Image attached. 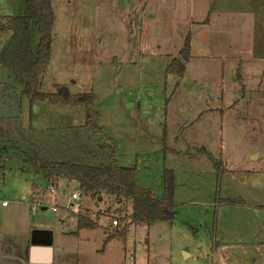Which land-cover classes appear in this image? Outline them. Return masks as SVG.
<instances>
[{
	"label": "rangeland",
	"instance_id": "1",
	"mask_svg": "<svg viewBox=\"0 0 264 264\" xmlns=\"http://www.w3.org/2000/svg\"><path fill=\"white\" fill-rule=\"evenodd\" d=\"M26 1L0 0V15L24 13ZM89 1L75 0L81 8H77L72 21V9L68 8L71 0H55L58 21L53 32V60L40 91L51 94L56 85L67 84L73 94L93 92L101 133L87 130L84 108L56 106L48 101L32 105L23 95V86L0 66V253L8 250L23 254L37 230L54 235V246L65 232L77 230V214L67 209L77 184L60 179L56 181L57 194L48 192L50 185L44 173L25 163L34 157L35 147L51 161L98 166L109 163L116 143L118 164L134 168L138 184L157 197L162 195L165 170L174 173V221L133 225L125 242L119 241L121 247L108 255L92 251L91 245H82L81 259L88 251L96 264H234L225 262L219 251L215 254V243L221 240L215 201L218 196L264 201V158L255 163L237 162L243 164L239 171H224L218 177L213 162L218 157L216 144L208 143L212 138L197 143L189 140L183 129L185 113L172 108L182 105L185 97L177 91L178 78L166 73L167 56L139 54L140 32L135 15L131 16L134 26L130 31L120 29L126 24L122 0H98L93 9ZM61 5L67 11L59 15ZM103 5H108L109 10L104 11ZM64 21L78 22L82 27L60 32ZM97 35L103 43L93 49ZM10 36L0 33V52ZM31 37L36 50L40 34L34 26ZM8 87L13 88L11 93ZM33 186L46 195L33 200ZM2 203L10 208L3 209ZM33 204L40 205L36 215L31 212ZM43 206L56 207L58 211L43 210ZM130 209V204H118L106 193L96 198L84 196L81 212L98 225L81 230L82 239H96L93 248L99 247L100 240H106L113 229L112 221L120 222ZM75 243L78 242L67 246L69 250L75 252ZM67 256L70 261L74 257L69 253Z\"/></svg>",
	"mask_w": 264,
	"mask_h": 264
},
{
	"label": "crops",
	"instance_id": "2",
	"mask_svg": "<svg viewBox=\"0 0 264 264\" xmlns=\"http://www.w3.org/2000/svg\"><path fill=\"white\" fill-rule=\"evenodd\" d=\"M104 1L108 3L109 0ZM122 2L126 24L120 29L130 31L134 26L131 16L135 15V26H139L140 32L138 51L142 57L165 55L169 60L167 66L173 59L182 61L185 40L190 38V59L183 60L186 72L177 90L179 94L183 93L184 102L172 106L175 112L185 113L183 129H186L187 138L195 143L212 138L208 143L216 144L218 154L213 159L222 160L228 172L241 169L243 164L237 162L261 161L264 158V0ZM90 4L93 9L98 0H91ZM70 7V20L73 21L81 4L71 0ZM103 10H109L108 5H103ZM64 11H67L65 5L59 6V15ZM72 21L62 22L60 32L82 27ZM102 26L107 28L104 24ZM94 37L93 49L103 43L99 35ZM167 117H171L169 112ZM202 149L208 152L204 147ZM33 192V200L46 195L35 186ZM239 198L245 201V205H214L218 210L221 235V240L215 243V254L219 251L228 263L264 264V201L248 202ZM2 208L7 210L10 206ZM45 236V242L37 241ZM54 239V235L49 238L48 233L37 230L23 254L6 250L0 253V264H80V260L82 264H96L93 254L87 255L88 251L81 259L80 246L91 248V245L92 251L108 255L114 253L116 247H121L118 243L123 241L119 238L107 242L100 240L99 247L93 248L96 239L83 240L78 228L65 232L56 246L53 245ZM76 241L75 252L69 250L67 246ZM33 247L40 250L36 263L31 260ZM67 253L77 259L73 257L70 261Z\"/></svg>",
	"mask_w": 264,
	"mask_h": 264
},
{
	"label": "trees",
	"instance_id": "3",
	"mask_svg": "<svg viewBox=\"0 0 264 264\" xmlns=\"http://www.w3.org/2000/svg\"><path fill=\"white\" fill-rule=\"evenodd\" d=\"M55 0H27L26 10L17 16L0 15V33H10L8 43L0 52V66L3 67L23 86V95L29 98L31 104L48 101L53 105H65L73 108H84L86 113L85 127L92 134L101 133L98 125L99 112L97 100L93 92L73 94L67 85H56L55 91L46 94L40 91L41 81L53 60V32L57 28L58 16L54 9ZM36 27L40 34V42L36 50L32 46L31 28ZM190 38L187 37L182 49L184 61L190 59ZM173 59L167 66V75L178 78L176 88L180 86L186 66L184 61ZM12 87L7 91L11 93ZM10 98L5 97L9 102ZM113 153L108 164L85 166L69 162L51 161L44 157L38 147H35L34 157L25 160L37 170L44 173L49 185L56 186V181L65 179L75 182L78 190L84 196L98 197L102 193L115 198L118 204H130L118 221V227L113 233H107L106 242L119 238L126 240L130 228L135 224L173 223L177 204L175 203V176L171 170H165L162 181V195L157 197L152 190L141 187L136 180L134 168L122 167L116 159L117 144L113 143ZM218 177L223 176L225 167L222 160H214ZM217 206H243L245 201L223 199L219 196L215 201ZM121 211H118L120 214ZM78 231L94 229L97 221L89 219L81 211L77 214ZM123 223L124 225H122Z\"/></svg>",
	"mask_w": 264,
	"mask_h": 264
},
{
	"label": "built area",
	"instance_id": "4",
	"mask_svg": "<svg viewBox=\"0 0 264 264\" xmlns=\"http://www.w3.org/2000/svg\"><path fill=\"white\" fill-rule=\"evenodd\" d=\"M48 192H50L53 195L57 194V188L54 185H51L50 188L48 189ZM83 199V195L79 190H76L75 193H73V195L71 196V205L69 206V208H67L68 210L72 209V211H74L75 214H79L81 211V200ZM76 202V203H75ZM3 207H7L6 203H2ZM39 206H35V204H33V207L31 208V212L32 214H36L38 212V208ZM43 210H47L49 209L52 212H57V208L56 207H51V208H46L45 206H43L42 208ZM118 221L117 220H113L112 221V227L113 229H110V231H108V233H113L114 230L118 227Z\"/></svg>",
	"mask_w": 264,
	"mask_h": 264
},
{
	"label": "water",
	"instance_id": "5",
	"mask_svg": "<svg viewBox=\"0 0 264 264\" xmlns=\"http://www.w3.org/2000/svg\"><path fill=\"white\" fill-rule=\"evenodd\" d=\"M50 237H51V235L49 234V238ZM47 243L49 245L50 240ZM39 252H40V250H38V248H35V247L31 248V260L33 263H36V261H37L36 257H37ZM46 253H47V255H49V251H47ZM46 261H48V259H46Z\"/></svg>",
	"mask_w": 264,
	"mask_h": 264
},
{
	"label": "flooded vegetation",
	"instance_id": "6",
	"mask_svg": "<svg viewBox=\"0 0 264 264\" xmlns=\"http://www.w3.org/2000/svg\"><path fill=\"white\" fill-rule=\"evenodd\" d=\"M44 238H45V239H39V238H38L37 241H38V242H45V240H46V236H45ZM43 240H44V241H43ZM37 241H36V242H37Z\"/></svg>",
	"mask_w": 264,
	"mask_h": 264
}]
</instances>
